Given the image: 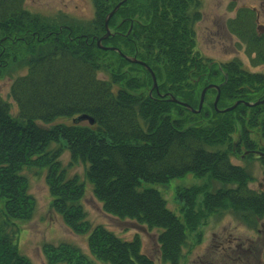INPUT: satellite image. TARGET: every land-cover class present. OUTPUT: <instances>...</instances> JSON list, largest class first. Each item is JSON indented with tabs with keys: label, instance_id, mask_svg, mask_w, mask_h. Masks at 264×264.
Instances as JSON below:
<instances>
[{
	"label": "trees",
	"instance_id": "1",
	"mask_svg": "<svg viewBox=\"0 0 264 264\" xmlns=\"http://www.w3.org/2000/svg\"><path fill=\"white\" fill-rule=\"evenodd\" d=\"M120 1L92 0L94 16L81 23L65 15L33 14L25 0H0V76L13 63L26 67L10 85L16 116L0 95V264H32L14 242L18 222L30 221L36 206L25 169L45 170L51 209L72 233L87 234L97 260L153 264L138 235L126 240L103 225L89 227L80 203L84 185L62 169L63 150L71 165L85 166L104 213L157 230L163 264H181L190 247L187 233L213 214L229 211L253 230L264 221V192L250 188L248 168L231 160L237 156L234 134L236 151L243 146L264 151V102L222 111L237 100H262L264 72H249L238 59L224 63L228 77L220 86L218 110L217 90L210 88L200 110L193 111L201 90L224 79L196 49L198 0H124L100 47L105 17ZM255 14L240 7L226 21L252 67L264 64V31L258 32ZM126 57L152 70L158 93L151 89L149 71ZM79 115L91 116L94 125L70 121ZM60 140L64 147L57 146ZM259 161L264 175V157ZM187 174L221 186L178 191L181 220L157 189L143 183L165 184ZM41 252L47 264H94L66 243H45ZM261 260L264 264V250Z\"/></svg>",
	"mask_w": 264,
	"mask_h": 264
},
{
	"label": "rangeland",
	"instance_id": "2",
	"mask_svg": "<svg viewBox=\"0 0 264 264\" xmlns=\"http://www.w3.org/2000/svg\"><path fill=\"white\" fill-rule=\"evenodd\" d=\"M197 11L199 19L194 23L196 32V49L206 59L226 62L233 58H239L244 62L243 67L251 72H264L263 65L252 67L244 53L243 47L237 42L226 27V21L233 18L237 8L247 7L255 10V24L261 30L264 24V0H198ZM25 7L31 13L39 14L44 17H55L65 15L73 21L86 22L94 16V6L92 0H25ZM109 36V35H108ZM26 72V67L21 63L15 64L4 71L0 76V95L10 106L12 115H17V106L10 98V85L19 75ZM104 77L103 74H100ZM216 85L213 83L207 84ZM219 86L223 85L221 82ZM203 88V89H204ZM152 89V88H151ZM202 89V90H203ZM201 90V92H202ZM158 93L159 91H156ZM200 92V97H201ZM206 93V92H205ZM163 96V95H162ZM205 97V94H204ZM203 97V102H204ZM216 95L214 98V102ZM219 99V97H218ZM216 100V108L217 102ZM243 101V100H237ZM200 102V99H199ZM213 102V106H214ZM261 104V103H260ZM71 121V120H70ZM60 122V121H59ZM51 124H45L49 127ZM237 141L236 134L233 136V143ZM65 142L60 140L58 147H64ZM65 149V148H64ZM60 161L62 169L67 176L76 175L84 185L85 193L80 203L86 212L89 227L103 225L122 239L130 240L138 235L141 240L142 250L153 261V264H163L159 259V246L157 244V230H148L145 226L137 224L132 220H121L104 213L100 203L92 193V186L85 177V166L82 163L70 164L69 154L66 150L62 151ZM235 164L246 165L253 176L250 188L258 192H264L263 167L256 158L245 160L239 156L232 157ZM29 182V192L35 198V212L32 219L28 222H18L19 229L15 234L14 242L17 251L29 257L32 264H46L45 258L41 253V246L45 243L60 244L66 243L78 247L81 252L86 254L94 264H107L97 260L91 255L87 247V234H74L63 223L61 217L51 209L52 197L49 195L45 182V170H23ZM144 187L157 189L166 201L167 207L180 219L182 214L180 207L182 201L178 197V191L192 185H205L208 190L215 191L221 185L209 180L207 177L199 178L193 174H187L181 178H175L165 184L143 183ZM201 199V195L198 196ZM57 214V215H56ZM183 220V219H181ZM190 247L184 251V259L181 264H210L220 257L222 249L217 251L219 246H223V241L227 238L234 242L230 246L242 242L243 248L249 246L254 251L255 258L250 262L261 264V252L264 250V221L261 222L258 230L248 229L244 224L235 218L229 211L213 214L208 217L205 223L200 222L194 231L187 233ZM227 245V244H226ZM236 246V245H235ZM234 246V247H235ZM233 247V250L235 248ZM242 247V246H241ZM227 249V247H226ZM236 257H243L235 254ZM245 258V257H244ZM218 261V260H217ZM212 263V264H217ZM221 260H219V263ZM249 262H245L247 264Z\"/></svg>",
	"mask_w": 264,
	"mask_h": 264
},
{
	"label": "flooded vegetation",
	"instance_id": "3",
	"mask_svg": "<svg viewBox=\"0 0 264 264\" xmlns=\"http://www.w3.org/2000/svg\"><path fill=\"white\" fill-rule=\"evenodd\" d=\"M235 59L239 60V58H235ZM213 60H211L212 63H215L217 65V63L214 62ZM240 62L244 63L242 61H240ZM248 62H249V60H248ZM224 63H226V62H224ZM224 63L221 62L220 64L223 65ZM242 67H243V64H242ZM261 67H264V64ZM245 69L247 70L246 67H245ZM247 71H249V70H247ZM249 72H251V71H249ZM258 72H261V71H258ZM258 105H260V104H258ZM237 144H238V142L236 141L234 144V151L233 152H236L237 153L236 155L239 156V158H241L242 160L245 159L248 155H251L252 158H256L258 160L260 158L264 157V151H261L258 148L251 149V148H245L243 146V147H240V151H238V150L236 151L235 147L237 146ZM237 165H240V164H237ZM240 166L246 167V165H240ZM250 184H251V182L249 183V185ZM233 242L234 241L232 239L230 240L229 238H227V241H223L222 243L224 246L227 247V249H226V247H223V246L220 247L219 246V248H217V251L218 250L220 251V248H221L222 253H220V257H218L216 255V258L213 260V262L216 263V261L218 260L217 264H244L245 262H249L247 264H253L250 262V260L252 261L255 258V253H254L253 249L251 250L249 246L243 248V244H242V242H240V243L235 244L236 245V246L234 245L235 247L233 246L235 248V250H233V247L230 246ZM235 254H240L243 257H236ZM219 260H221L220 263H219ZM213 262H210V264H212ZM192 264H195V262H193ZM254 264H256V262H254Z\"/></svg>",
	"mask_w": 264,
	"mask_h": 264
},
{
	"label": "water",
	"instance_id": "4",
	"mask_svg": "<svg viewBox=\"0 0 264 264\" xmlns=\"http://www.w3.org/2000/svg\"><path fill=\"white\" fill-rule=\"evenodd\" d=\"M124 0H121L108 14L107 16L105 17V20H104V26H105V34L102 38L98 39L97 43H98V46L101 47L100 45V42L102 41V39L106 38L109 34H110V30H109V27H108V22L110 20V18L113 16V14L117 11V9L120 7V5L122 4ZM111 49H114V48H111ZM126 59L130 62H136V63H139L141 64L142 66H144L150 73L151 75V78H152V89H155L156 91H158V86H157V81H156V77L154 75V73L152 72V70L144 63V62H141L139 60H137L136 58H128L126 57ZM227 80V75L225 74L224 75V82L223 84L226 82ZM210 88H215L217 90V94H216V99H215V102H214V107L216 109V100L218 99L219 97V93H220V86L219 85H209L207 86L206 88H204L201 92V97H200V102H199V105H198V109L197 110H193L190 108V110H193V111H199L202 104H203V97H204V94L205 92L210 89ZM170 100L173 101V102H179L178 100H176L174 97H170ZM264 102V96H263V99L260 100V101H256L254 103H249V102H243V104L247 105V106H252V105H257V104H260V103H263ZM239 103H242L241 101H237L235 102L234 104H232L230 107H227L225 108L224 110L222 111H230L232 110L233 108H235ZM184 104V103H182ZM185 107L188 108V106L185 104ZM71 122L74 123V124H78V123H81V122H87V124L89 126H93L94 125V119L89 116V115H79V116H76L75 118H72L71 119Z\"/></svg>",
	"mask_w": 264,
	"mask_h": 264
}]
</instances>
